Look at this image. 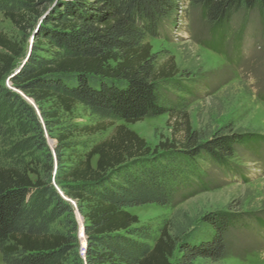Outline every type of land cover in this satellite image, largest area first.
<instances>
[{
	"label": "trees",
	"instance_id": "1",
	"mask_svg": "<svg viewBox=\"0 0 264 264\" xmlns=\"http://www.w3.org/2000/svg\"><path fill=\"white\" fill-rule=\"evenodd\" d=\"M189 2L201 8L212 27L243 10H258L264 19V0ZM179 6L180 0H0V11L33 33L29 54L12 71L24 47L0 32V135L14 115L27 125L36 124L33 132L40 128L35 108L2 84L8 76L40 108L51 101L72 112L80 103L104 122L74 131L113 127L58 171L64 193L78 204L84 219L83 249L71 202L48 179L33 180L27 168L0 163L4 264L217 263L229 253L228 232L248 227L244 215H212L206 219L212 237L197 241L194 233L181 237L168 227L156 231L140 225L138 216L129 212L132 207L171 203L183 186L197 182L199 161L230 169L237 146L264 143V137L231 129L204 140L192 129L185 101L174 96L187 92L173 80L174 65L159 68L146 41L162 34L163 23L178 14ZM163 114L169 116L174 138L156 149L126 125L116 124ZM64 129L57 138L60 150H74V141H68L74 131ZM43 142L37 141L39 148ZM257 220L264 228V221Z\"/></svg>",
	"mask_w": 264,
	"mask_h": 264
},
{
	"label": "rangeland",
	"instance_id": "2",
	"mask_svg": "<svg viewBox=\"0 0 264 264\" xmlns=\"http://www.w3.org/2000/svg\"><path fill=\"white\" fill-rule=\"evenodd\" d=\"M180 1L178 14L163 23L162 34L148 37L146 41L151 44L159 68H170V62L174 65L173 80L182 83L187 91H173L174 96L185 101L184 110L192 129L204 140L229 129L263 138L264 19L258 10H243L229 22L212 27L201 8L193 6L189 0ZM0 32L24 47L12 71L17 70L33 45L32 30L21 29L0 11ZM2 84L35 108L40 128L33 132L36 124L27 125L18 116H12L4 134L0 135V163L27 168L33 180L38 176L48 179L60 195L71 202L83 249L86 243L84 219L78 204L64 193V181L58 171L69 165L75 153L87 152L95 142L109 135L113 127L96 133L74 131L94 128L104 122L80 103L72 112L59 109L51 101L44 102L40 108L12 85L9 76ZM50 114L54 116L48 117ZM116 124L135 131L152 149L174 138L167 114L147 116L133 124ZM67 126L74 131L68 138L74 141V150H60L62 147L57 140ZM38 140L44 141L43 148H39ZM97 160L98 156L92 158L93 166ZM230 163V169L224 170L199 161L200 169L195 171L197 182L183 186L171 203L146 204L129 208V212L138 216L140 225H152L156 231L168 227L172 234L181 237L194 233L197 241L212 237L213 227L206 224L210 216L244 215L248 227L228 232V255L217 263L198 259L195 264H264V228L257 220L264 221V143L237 146ZM0 264H4L1 254Z\"/></svg>",
	"mask_w": 264,
	"mask_h": 264
}]
</instances>
